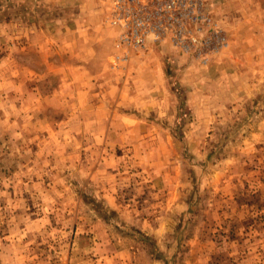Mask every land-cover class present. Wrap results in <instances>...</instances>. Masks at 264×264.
Wrapping results in <instances>:
<instances>
[{"label": "rangeland", "instance_id": "rangeland-1", "mask_svg": "<svg viewBox=\"0 0 264 264\" xmlns=\"http://www.w3.org/2000/svg\"><path fill=\"white\" fill-rule=\"evenodd\" d=\"M205 3L204 60L0 0V264H264V0Z\"/></svg>", "mask_w": 264, "mask_h": 264}, {"label": "built area", "instance_id": "built-area-1", "mask_svg": "<svg viewBox=\"0 0 264 264\" xmlns=\"http://www.w3.org/2000/svg\"><path fill=\"white\" fill-rule=\"evenodd\" d=\"M205 1L114 0L111 22L124 28L127 40L169 39L184 51H197L205 60L207 52L222 43Z\"/></svg>", "mask_w": 264, "mask_h": 264}, {"label": "crops", "instance_id": "crops-1", "mask_svg": "<svg viewBox=\"0 0 264 264\" xmlns=\"http://www.w3.org/2000/svg\"><path fill=\"white\" fill-rule=\"evenodd\" d=\"M77 61H79V60H77ZM95 77V81H92V83H97V78H98V76H94ZM93 92H96L95 90H93Z\"/></svg>", "mask_w": 264, "mask_h": 264}]
</instances>
